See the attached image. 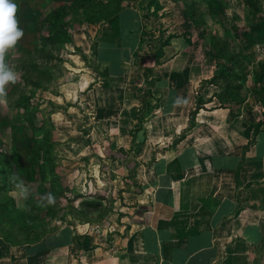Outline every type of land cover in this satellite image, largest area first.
I'll list each match as a JSON object with an SVG mask.
<instances>
[{
	"label": "crops",
	"instance_id": "1",
	"mask_svg": "<svg viewBox=\"0 0 264 264\" xmlns=\"http://www.w3.org/2000/svg\"><path fill=\"white\" fill-rule=\"evenodd\" d=\"M170 6V16L183 12ZM150 21L141 10L125 31H114L120 18L108 21L93 48L81 45L85 64L55 96L89 118L88 135L103 136L111 165L125 168L116 213L103 227L69 218L30 242L0 235V264L254 263L264 244V101L236 110L213 98L199 107L198 82L189 86L196 63L180 62L185 38L165 31L173 39L156 56L145 46L156 34ZM68 113L63 120L75 119Z\"/></svg>",
	"mask_w": 264,
	"mask_h": 264
},
{
	"label": "rangeland",
	"instance_id": "2",
	"mask_svg": "<svg viewBox=\"0 0 264 264\" xmlns=\"http://www.w3.org/2000/svg\"><path fill=\"white\" fill-rule=\"evenodd\" d=\"M171 2L181 5L183 12L178 17L170 16L174 7ZM16 3V20L24 35L5 53L6 61L19 72V77L5 86L0 100V185L6 177L9 190L7 194L0 193V203L23 207L32 201L48 210L45 211L48 223L35 228L33 235L25 233V240H35L45 228L51 230L69 218L103 227L112 217L110 213H116L125 168L111 165L112 152L110 148L103 150V136L88 135L92 132L86 121L89 118L55 97L61 84L69 79V71L77 63L85 64L77 56L83 55L82 46L88 43L93 48L94 33L108 21L120 18L123 23L114 31H125L131 28L127 23H136L140 10L149 15L148 26L156 28V34L145 40V46L156 56H161L160 51L171 44L173 37L185 38L180 62L190 67L191 61L196 63L193 70L198 72V78L191 76V81L185 75V82L191 81L189 86L198 82L195 93L192 90L191 93L193 97H203L201 102L220 97L224 105L241 110L254 101H264V72L260 69V64L264 66V0H16ZM60 9L64 13L58 14ZM187 12L196 16V23ZM54 15L57 18L53 19ZM167 30L172 31L170 39H166ZM213 43L217 48H212ZM236 57L242 63L238 68ZM85 58L94 67L92 54L91 58ZM141 60L137 59L139 63ZM226 70L238 77L234 84L241 90L234 97L236 102L227 98L232 96ZM219 75L222 79L215 81L213 78ZM73 106L77 107L76 102ZM68 111L76 116L67 122L63 115H69ZM55 114L58 128L52 123ZM32 144H40L45 150L48 147L54 160L45 167L48 174L45 182L41 170L29 160L28 148ZM118 152L127 162L126 153ZM8 160L18 180L13 178L15 172L9 169ZM49 194L53 197L51 201ZM34 213L32 207L26 209L27 224ZM253 257V264H264V244L254 250Z\"/></svg>",
	"mask_w": 264,
	"mask_h": 264
},
{
	"label": "trees",
	"instance_id": "3",
	"mask_svg": "<svg viewBox=\"0 0 264 264\" xmlns=\"http://www.w3.org/2000/svg\"><path fill=\"white\" fill-rule=\"evenodd\" d=\"M128 1V0H125ZM60 13H64V9H60L58 10V14ZM187 15L189 16V18L191 20H193L196 23V16L189 14L187 12ZM57 18V15L53 16V19ZM52 19V17H51ZM51 21V20H49ZM215 47L217 48L216 43L212 44V48ZM235 62V66L238 68L239 65H242L241 60H239L238 57H236ZM260 69L264 72V66L260 64ZM226 72V73H225ZM225 72H223V74L225 73L226 76H228L231 80L228 81V83L231 84V92L230 96L232 97H227L229 98V100L236 102L234 97H237L238 95V91L241 90L240 87H238L237 85H235V81L234 79L238 78L237 75L235 73H231L229 70H226ZM225 76V77H226ZM215 77V76H214ZM215 81L217 80H221L222 79V75L216 76ZM212 79V80H213ZM218 101L220 102L221 107L226 106L224 105L222 99L219 97L217 98ZM233 99V100H232ZM202 99L199 98V107L202 104ZM264 115V114H263ZM260 129V125L257 126V131ZM28 156H29V160L34 163V165H36V167L39 169L41 176L45 181L48 180L47 176V172L45 171V167L48 164H53L54 160L52 158H50V151L48 149V147H46V150L43 148L42 145L40 144H32L30 148H28ZM43 159V161H42ZM9 161V169L13 170L14 173V179L18 180V175H16V170L15 168H11V166L13 165L11 163L10 160ZM42 162V163H40ZM50 175V174H49ZM41 178V180L43 181V179ZM55 181H52V183ZM8 179H6V177L3 179V185H0V193L5 192V194L8 193ZM48 193V192H47ZM4 194V195H5ZM11 201L13 203H16V200L14 198L11 199ZM6 203H0V235L5 239V241L11 243V244H15L17 242V240H21L23 242H30L33 240H25V233L28 234H34L36 233V229H39L41 227V224H46L48 223L46 220V216L48 215V213L45 211H48L47 208L43 205H41V203H35L32 204V201H30L29 203L26 202L24 204V206L20 207V206H14L13 204H7ZM33 208V210L35 211L33 219H30L29 224H27L25 222V211L26 209H30ZM38 222V225H34V222ZM6 224V227L4 226ZM45 226V225H44ZM50 230L48 228H45L43 233L40 235V237H38L35 240H39L42 239L43 237H45L48 232Z\"/></svg>",
	"mask_w": 264,
	"mask_h": 264
},
{
	"label": "clouds",
	"instance_id": "4",
	"mask_svg": "<svg viewBox=\"0 0 264 264\" xmlns=\"http://www.w3.org/2000/svg\"><path fill=\"white\" fill-rule=\"evenodd\" d=\"M16 11V0H0V100L3 99L5 86L10 82L14 83L19 77V72L5 59L7 50L15 47L24 35V30L18 26ZM176 103H187V100L177 99ZM20 183L22 184L23 181ZM19 186L18 184L17 187ZM49 199L50 201L53 199L51 194Z\"/></svg>",
	"mask_w": 264,
	"mask_h": 264
}]
</instances>
